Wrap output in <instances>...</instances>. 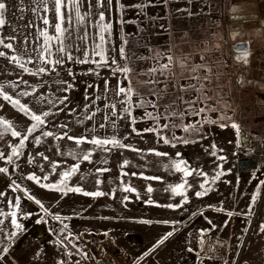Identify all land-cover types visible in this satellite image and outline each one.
Returning <instances> with one entry per match:
<instances>
[{
  "label": "rangeland",
  "instance_id": "1",
  "mask_svg": "<svg viewBox=\"0 0 264 264\" xmlns=\"http://www.w3.org/2000/svg\"><path fill=\"white\" fill-rule=\"evenodd\" d=\"M169 2L166 17L119 10L118 41L110 26L98 49L72 34L44 72L0 65V119L13 125H0V264H264V163L230 172L264 138L231 49L250 38L255 61L236 63L264 70V0ZM4 94L44 123L29 135L36 121Z\"/></svg>",
  "mask_w": 264,
  "mask_h": 264
},
{
  "label": "crops",
  "instance_id": "2",
  "mask_svg": "<svg viewBox=\"0 0 264 264\" xmlns=\"http://www.w3.org/2000/svg\"><path fill=\"white\" fill-rule=\"evenodd\" d=\"M169 1L181 3L183 0H111V3L109 0H75V7L73 0H63L59 13H57L55 0H0L5 4V8L0 10L4 20V24L0 25V39L4 44L12 45V48L9 49L0 44V52L6 54L0 56V65L20 67L23 64V68L34 71L40 68L48 70L49 67L62 65L64 62L61 60L64 59V54L61 49H65V43H70L72 34H75L73 39L77 44L76 49H82L81 44L86 42L94 44L90 46L91 49H98L97 44L102 40L97 38V34H102L104 20H109L108 24L114 27L110 33H114L117 42L120 33L119 25L122 24L119 10L124 8L140 10L143 17L148 16V12L154 17H166L168 7L166 3ZM119 3H128V5H119ZM174 7L181 9L175 4ZM174 7L171 11L175 10ZM104 11L108 15H104ZM101 13L107 19L100 20ZM61 16H63L62 20ZM45 20L48 21L47 24L44 23ZM57 24L63 29L62 33L57 32ZM253 31L255 30L253 29ZM46 37L49 39L46 40ZM54 37L59 38L54 39ZM46 48L50 50L51 55L45 51ZM42 55L43 59H41ZM12 57H16V60H12ZM236 58L240 59L234 51L232 62L236 70L233 71V74L238 73L241 76V78L235 77L236 91L248 93L252 90L256 94L255 81L258 77L253 76V65L242 66L236 63ZM45 60L49 62L45 63ZM57 60L60 63H55ZM251 107L254 108L252 105Z\"/></svg>",
  "mask_w": 264,
  "mask_h": 264
},
{
  "label": "snow or ice",
  "instance_id": "3",
  "mask_svg": "<svg viewBox=\"0 0 264 264\" xmlns=\"http://www.w3.org/2000/svg\"><path fill=\"white\" fill-rule=\"evenodd\" d=\"M55 3H56L57 13H59V12H60V8H61L62 5H63V0H55ZM109 3H111V0H109ZM73 6H74V7L76 6V4H75V0H73ZM4 8H5V4H4L3 2H0V10H3ZM60 19L62 20V19H63V16H61ZM103 19H104V16H103V13H101V15H100V20H103ZM44 23L47 24L48 21L45 20ZM3 24H4V20H3V18H2V11H0V25H3ZM109 27H110V25H105L104 28L102 29V31L107 30V28H109ZM56 30H57V32H61V33L63 32V29L60 27L59 24L56 25ZM42 35H45V34L42 33ZM58 38H59V37H54V39H58ZM47 39H49V38L46 37V40H47ZM103 39H104V37L101 36V40H103ZM0 44H2L4 47L9 48V49L12 48V45H11L10 43H8V44H4V42H3L2 39H0ZM45 51L48 53V55H51V52H50L49 49L46 48ZM61 51H63V49H61ZM121 51H123V49H121ZM98 54H99V53H98ZM5 55H6V54H5L4 52H0V56H5ZM11 59H12V60H16V57H12ZM41 59H43V55L41 56ZM169 59H171V58H169ZM240 59H243L245 63L247 62V60H246V56H245V57H240ZM48 62H49V61L45 60V63H48ZM55 63H60V61L57 60V61H55ZM113 63H115V61H113ZM20 67L23 68L24 65L21 64ZM164 67L167 68V65H164ZM25 70H26V69H25ZM117 70H120V69H114V71H117ZM38 71H39V72H44L45 69H44V68H40ZM122 71L127 72L128 69L125 68V69H123ZM153 71H154V70H153ZM0 94H2V93H0ZM24 94L26 95L27 93H24ZM119 94H124V95H126V96H128V97L130 98L131 95H132V89H131V88H127V89H125V88L121 87V88H119ZM3 98H4L5 100H7V101H10L13 105H18L19 108H20L22 111H24V112H26V113H30V110H29L26 106H24V105H20V103H19L18 100H15V101H14V100H12V98H11L10 96H8V95H6V94L3 95ZM193 103H194V102H193ZM112 107L114 108L115 105H113ZM153 107H155V105H153ZM202 110H203V109H201V111H202ZM125 111H128V109H125ZM43 115H44V116H47L48 113L45 112V113H43ZM30 116H31V119H33V120L36 121V123L33 124L30 128H28V133H29V135H30L33 131H35V129H36L37 127H39V125H41V124L44 123V120L42 119L41 116L36 115V114H34V113H30ZM0 125H3V126L5 127L6 130H7V129H11V128L13 127V125H12L9 121L2 120V119H0ZM232 127H233V128H237V125L233 124ZM11 135H12L13 137H20V136H21V133L18 132V131L12 130ZM44 135L49 136V135H53V133H51V132H47V133H44ZM27 138H28L27 136H23V138L21 139V145H23V141L26 140ZM59 138H61V137H58V139H59ZM68 138H69V139H73V140H75L76 143H80V142H81V139H77V138H74V137H68ZM91 142H92L93 144H97V145H100V144H108V143H110V141H107V140H104V141H100V140H92ZM111 142H112V143H118L117 141H111ZM165 142H167V141H165ZM13 154L16 155V154H18V153H16V152L14 151ZM0 155H3V154L0 153ZM88 158H89L88 156H85V157H84L85 160H87ZM181 163H182V162H181ZM176 168H177V170H181V168H180V164H177V165H176ZM3 171H6V169H0V172H3ZM75 171H76V168H73V169L71 170V172H65V173H63V174H62V175H63V178H62V180H61V184H63V183L65 182V180H66L70 175H72ZM190 174H191V173H189V172H187V171L185 172V175H190ZM29 179L36 180V182L39 183V178H37V177H35V176H30ZM45 179H47V177H45ZM49 187H56V186H55V185H52V186H49ZM182 187H183V185H180V186H178L177 188H174V189H173V192H179L180 189H181ZM201 187H203V185H201ZM69 190H70V191H81V189H79V188H76V189H69ZM126 190H130V189H126ZM148 191L150 192V191H151V188H149ZM84 194H85V195H93V196L103 195V193H100V192H97V193H84ZM202 194H203V193H197L198 196H199V195H202ZM37 203H39V201H37ZM169 207H171V205H169ZM229 215H231V213H229ZM13 216H15V213H13ZM56 218L59 219V217H56ZM12 222H13V224H16L15 219H13ZM16 227L19 228L20 225H19V224H16ZM261 230L264 231V227H262ZM168 235L170 236V235H172V233H168ZM165 238H167V237H165ZM162 242H163V241H161V243H162Z\"/></svg>",
  "mask_w": 264,
  "mask_h": 264
},
{
  "label": "built area",
  "instance_id": "4",
  "mask_svg": "<svg viewBox=\"0 0 264 264\" xmlns=\"http://www.w3.org/2000/svg\"><path fill=\"white\" fill-rule=\"evenodd\" d=\"M247 151L242 150L230 167L233 174H247L255 171L264 163V138L251 137L247 141Z\"/></svg>",
  "mask_w": 264,
  "mask_h": 264
},
{
  "label": "flooded vegetation",
  "instance_id": "5",
  "mask_svg": "<svg viewBox=\"0 0 264 264\" xmlns=\"http://www.w3.org/2000/svg\"><path fill=\"white\" fill-rule=\"evenodd\" d=\"M258 30L259 32L261 33L260 35V42L262 43V45H264V27H258ZM242 41H247L248 42V51H249V54L246 56V57H252L253 59V62L255 61V53H253L252 49H251V46H250V42H251V39L248 38V39H241V40H238V41H235L234 43L236 42H242ZM261 53L264 52V47H262V49L260 50ZM236 54L239 56V57H242L241 55V52H236ZM261 67H264V53H262V57H261ZM255 84H256V94L258 96V108H261L262 110H264V70H260V76H258L257 78V81H255Z\"/></svg>",
  "mask_w": 264,
  "mask_h": 264
},
{
  "label": "water",
  "instance_id": "6",
  "mask_svg": "<svg viewBox=\"0 0 264 264\" xmlns=\"http://www.w3.org/2000/svg\"><path fill=\"white\" fill-rule=\"evenodd\" d=\"M232 49L236 52H241L242 57H245L249 54L247 41L234 43L232 46ZM245 140H246V137H241L242 143H244ZM98 263L105 264L102 260H99Z\"/></svg>",
  "mask_w": 264,
  "mask_h": 264
},
{
  "label": "trees",
  "instance_id": "7",
  "mask_svg": "<svg viewBox=\"0 0 264 264\" xmlns=\"http://www.w3.org/2000/svg\"><path fill=\"white\" fill-rule=\"evenodd\" d=\"M252 90L250 91V94H251ZM254 93V92H253Z\"/></svg>",
  "mask_w": 264,
  "mask_h": 264
}]
</instances>
